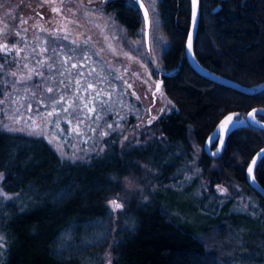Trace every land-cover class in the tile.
Returning <instances> with one entry per match:
<instances>
[{"label": "trees", "instance_id": "16d2710c", "mask_svg": "<svg viewBox=\"0 0 264 264\" xmlns=\"http://www.w3.org/2000/svg\"><path fill=\"white\" fill-rule=\"evenodd\" d=\"M200 7L193 48L196 59L208 70L242 85L264 82V0H201ZM157 8L160 29L168 42L161 58L163 86L178 110L161 116L138 142L133 139L119 143L120 134L113 129L109 137L101 135L108 134L106 124L112 125L117 119L118 110L114 106L110 109L106 97L109 93L114 96L115 88H121V97L128 96L131 123L134 114L144 110L136 94L129 92L130 80L125 76L122 58H117L103 39L94 42L98 58L104 56L107 60V69L103 75L86 76L99 78L101 83L98 87L90 83L92 87L86 89L92 98L88 100L90 105H81L79 112L73 113L87 123L79 133L72 130L78 123H72L70 128V122L66 125L70 136H84L78 144L85 147V136L92 132L88 125L96 124V134L107 145L102 155L94 156L89 163L69 162L44 137L0 127L4 194L0 197V264H78L87 257L62 254L59 236L74 225L80 227L100 218L109 221L108 234L104 244L96 248L104 255L98 253L92 264L264 261V198L247 181V168L264 147V129L247 126L235 131L218 158L212 159L204 152L195 157L191 146L192 141L202 146L226 114L236 111L248 118L255 107L264 108V91L255 95L241 93L196 73L186 52L191 0H160ZM105 10L130 36L138 35L144 20L131 0H107ZM22 32L18 37L10 34L9 40H25ZM51 40L54 46V38ZM4 55L0 53V57ZM1 63L4 59H0ZM113 65L121 79L113 80ZM79 84L75 91H82ZM101 89L105 91L104 100L93 105L91 115L87 109ZM34 94L28 96L33 99ZM103 114L108 116L102 117L98 125L97 117ZM258 118L264 121L259 114ZM254 170L256 181L264 187L261 160ZM129 175L140 189L133 196L127 194L126 210L114 219L107 201L123 193L122 184ZM226 184L233 194L222 200L216 186ZM242 191L256 198L258 207L254 212L234 211ZM236 233L241 237L237 247ZM94 252L91 249L88 258Z\"/></svg>", "mask_w": 264, "mask_h": 264}, {"label": "rangeland", "instance_id": "374dc122", "mask_svg": "<svg viewBox=\"0 0 264 264\" xmlns=\"http://www.w3.org/2000/svg\"><path fill=\"white\" fill-rule=\"evenodd\" d=\"M144 1L150 11L151 20V46L149 50L147 42H145V35H141L142 29L145 28L144 18L138 35L130 36L124 27L117 22L114 15L105 10L106 2H103V0H91V2L90 0H0V38L2 39L0 45L7 44L11 48L13 42L9 40L10 34L16 32L21 33L23 31L22 34L25 37V40L21 38L16 43L17 48H23L20 56L16 57L14 51L9 53L10 57L21 62L19 69H9L8 67L4 69L5 72L17 70V77H6V79L26 78L29 75L32 77L30 81H27L26 87L23 86L24 82L22 80L21 84H18L15 89L11 85H4L0 89V91H3V94L0 95V100L3 101V104L0 105V127L13 132H26L32 136L44 137L56 148L58 155L69 162L89 163L94 156L102 155L107 145L102 143L103 137L100 139L96 134V124L88 125L92 132L85 136L86 141L83 142L85 147L78 144L83 135L71 133L70 136L68 131L72 127V123H78V128H81L83 123H87L80 116L78 118L73 113L79 112L81 105H90L88 100L92 98L91 95H88L90 92L87 91V85L92 83L98 87L101 83L99 78H86V76H91L92 73L100 76L107 69L106 58L104 56H100L101 59L98 58L94 39H103L109 50L117 58H122V66L126 71L125 76L127 80H130V84H128V87L131 85L129 92L132 95L136 94L144 109L142 113L134 114V121L131 123L128 114L130 112L127 101L128 96L125 94L124 97H121L119 92L121 88H115L114 96L109 93L106 97L110 103V109H113L112 106L117 108V119L116 122H113L112 128L108 130L109 133L106 137L113 133V129L120 134L119 143L125 144L126 141L133 139L138 142L142 134L149 130V126L154 125V114L165 115L176 112L178 109L175 104L166 94H163L161 103L155 107L153 113H150L149 107L153 102V98L146 87L147 81L154 84L164 71L161 58L168 42L160 29L159 9L157 8L160 0H154L153 3H149V0ZM54 8L59 11L54 12ZM99 8L103 10L101 12L94 11ZM153 8L155 9L154 15ZM21 20L27 21V23H21ZM63 36H67L68 39H62ZM52 37L56 42L54 46L51 43ZM155 37L162 38L166 42V47L165 45H157ZM71 41L76 42L75 45H71L73 52H69ZM85 41H87V44L84 43ZM142 43L145 45L143 49L140 47ZM50 48L52 50L49 54ZM80 48L84 49V53L79 50ZM44 49H47V51H44ZM85 54L87 59L82 58ZM99 62L102 63L103 67L98 64ZM25 64L27 65L26 68L24 67ZM73 64L76 65L75 68L72 67ZM48 65L52 66L50 71ZM58 68L59 71H57ZM112 69V72L116 75L118 72L117 66L113 65ZM38 72L43 75L38 76ZM61 72L63 75H60ZM48 76H51L52 79L43 89L38 90L33 87V85L40 83L44 77ZM60 81H63V84ZM77 81L79 83L82 81V83L79 84ZM78 84L81 85L82 91H75ZM47 87H53V92L48 93L46 91ZM91 91L95 92L94 89ZM104 92L101 89L100 93H96L99 98L96 97L91 102L90 109L92 111L94 106L101 104L104 100ZM29 93H35L33 99L28 96ZM52 95H56L58 102L49 105L45 97ZM61 96L64 98L63 101H60ZM73 106L74 109H71ZM65 107L68 108L67 112L63 111ZM102 111L106 112V110ZM49 112L53 114L49 115ZM93 115H96V113ZM106 116L108 115L97 117V120L99 119L97 124L99 125L101 118ZM149 120H151L150 124L148 123ZM68 122L71 123L69 128L66 126ZM191 146L195 157L204 152L203 145L199 146L192 141ZM186 170L190 172V166H187ZM132 178V175L126 176L122 184L123 193H116L107 201L114 219L126 210L127 194L133 196L140 189ZM1 184L0 175V192H2ZM221 189L225 191H221ZM216 193L222 197V200L233 194L227 184L217 185ZM242 193L240 197H237V205L234 211L237 213L254 212L258 207L256 198L244 191ZM188 198L191 199V197ZM112 200H116L121 207L110 204ZM94 210L98 211V208L95 207ZM108 226L109 221H107V218L105 220L100 218L91 220L80 227L77 226L78 229L74 225L69 231H62L59 236L60 252L72 258L75 256L87 257L78 264L94 263L97 260L96 255L98 253L104 255L96 248L104 244L108 234ZM236 235H234V244L237 247L241 237H238L239 233H236ZM91 249L95 251V255L88 258ZM66 263L76 264L77 262L67 261ZM260 264H264V261Z\"/></svg>", "mask_w": 264, "mask_h": 264}, {"label": "snow or ice", "instance_id": "6c2138e0", "mask_svg": "<svg viewBox=\"0 0 264 264\" xmlns=\"http://www.w3.org/2000/svg\"><path fill=\"white\" fill-rule=\"evenodd\" d=\"M90 2H91V0H90ZM103 2H107V0H103ZM132 2L137 5L138 9H139V7H143V5L141 4V0H132ZM153 2H154V0H149V3H153ZM191 3L193 5V20H195V17L197 15V5L199 4V0H191ZM102 10H103L102 8H99V9H95L94 11L101 12ZM53 11L55 12V11H59V10L54 8ZM152 12H153V15H154L155 14V9L154 8H153ZM143 15H144V18H145V28L142 29V31H141V35L142 36L146 35L147 29H148V27L150 26V23H151L149 21V19H148L149 10L147 8H144ZM21 23H27V21L21 20ZM25 31H27V29H25ZM19 35H20L19 32H16V36L18 37ZM62 39L67 40L68 37L67 36H63ZM155 40H156L157 45H165V47H166V42L162 38L155 37ZM16 43H17L16 41H13L11 48H9V46L7 44L0 45V53H5V55L3 57H0V59H4V63L0 64V89H2L4 87V85H11L13 87V89H15L18 84H21L22 80L24 82L23 86L26 87L27 86V81H30L32 79L31 75L27 76L26 78L21 77L20 79H6V77L16 78L17 77V70L20 67V63L21 62L19 60L15 59V58H13V57H10L8 55V53H11V52L14 51L16 57L20 56V52L23 51V48H17L16 47ZM84 43L87 44V41H85ZM75 44H76L75 41H71L70 42L69 52H73L74 51L73 48L71 47V45H75ZM77 47H79V46H77ZM140 47H141V49H143L145 47V45L142 43L140 45ZM192 47H193L192 38L189 37L187 45H186V48L190 52ZM79 50L82 53H84V49L83 48H80ZM44 51H47V49H44ZM82 58L87 59L86 54ZM53 63H55V61H53ZM6 67H8L9 69H17V70H10L8 72H5L4 69ZM24 67L26 68L27 65L25 64ZM51 67H52L51 65H48L49 71L51 70ZM72 67L75 68L76 65L73 64ZM57 71H59V68L57 69ZM37 75L38 76H42L43 74L38 72ZM60 75H63V73L61 72ZM112 78H113V80L121 79V77L116 76L114 72L112 73ZM51 79H52L51 76L44 77V79L40 83L33 85V87H35L38 90L39 89H43L45 87V85ZM60 83L63 84V81H60ZM77 83H79V82L77 81ZM160 83H162V82H158L157 83V91H159V89H160ZM91 87H92L91 84L87 85V88H91ZM129 87H131V85H129ZM46 91L48 93H52L53 92V87H47ZM2 94H3V91H0V95H2ZM45 98L48 100L49 105H52V104L58 102L56 95L46 96ZM63 99H64L63 96H61L60 97V101H63ZM2 104H3V101L0 100V105H2ZM85 108H87V105H85ZM87 110H88V112L92 111V109H90V108H88ZM63 111L67 112L68 108L65 107L63 109ZM48 114L52 115L53 113L49 112ZM258 114L262 118H264V108L253 109L251 112H249L248 113V117L250 119L249 118H245V117H241L239 115H231V114L227 115L226 118L219 124V126L216 129V131H214L212 133V135L208 138V143H206V147H208V145L211 144V143H217L220 147L223 146V141L220 139L221 130H224L225 132L230 134L234 129H238V128H241V127L259 126L258 122L255 120V117ZM77 115H78V113H77ZM148 123L150 124L151 120H149ZM106 127L111 129L112 125L111 124H106ZM72 130L77 132V133H79V128L78 127L74 128ZM101 135H107V132H101ZM260 160H261V164L264 165V152H262L260 154ZM248 171L251 172V169H248ZM221 191H225V190L221 189ZM3 195H4L3 192H0V197H2ZM110 204L114 205L115 207H121V205L118 204L116 200L110 201Z\"/></svg>", "mask_w": 264, "mask_h": 264}, {"label": "water", "instance_id": "95a60500", "mask_svg": "<svg viewBox=\"0 0 264 264\" xmlns=\"http://www.w3.org/2000/svg\"><path fill=\"white\" fill-rule=\"evenodd\" d=\"M141 4L143 5V7H139V10H141L142 15H143L144 8H147V5H146L144 0H141ZM200 5H201V0H199V4L197 5V15L195 17V20H193V8H192V15H191L192 21H191V26H190L191 30H190L188 39H189V37L192 38L193 47H192L190 52L186 48L187 59H188L189 63L191 64V66L193 67V69L195 70V72L198 73V74L200 73L203 77H205L209 81L211 80L212 82L218 83L219 85H223V86H226V87L231 88V89H235V90H237V91H239L241 93L255 95V94H257V93H259L261 91H264V82L256 84L255 86H247V85H244V84L242 85L240 83H237L234 80H230L229 78H227V77H225L223 75H220V74L215 73V72H213L211 70H208L201 62H199L196 59L195 53L193 51V48H194V44H195V41H196L195 38L197 36L198 26H199V21H200V18H199L200 17V13H201ZM192 7H193V5H192ZM143 18H144V15H143ZM148 19L151 22V20H150V11H149ZM144 20H145V18H144ZM150 28H151V23H150V26L148 27L146 35H145V42H147L148 50L150 49V46H151V42H150L151 31H150ZM188 39H187V41H188ZM261 108H263V107H255V109H261ZM230 114L231 115H239V116H241L239 114V112L234 111V112H230V113L226 114L225 117L223 118V120L226 118L227 115H230ZM241 117H243V116H241ZM255 120L258 122L259 127L264 129V121L259 119L258 115H256ZM219 124L214 127L212 132L206 138L207 140L203 144L204 153H206L212 159L213 158H218L224 152V150H225L224 148H225V146H226V144H227V142L229 140V137L232 134H234L235 131H238L240 129L245 128V127H241V128H238V129H234L230 134L225 132L224 130H221L220 139L223 141V146L220 147L217 143H211V144L208 145V147H206V143H208V138L212 135V133L214 131H216V129L219 126ZM262 152H264V147L260 151L257 152V154L254 156L253 160L250 162V164H249V166L247 168V181H249L250 185L254 188V190L264 198V187L260 184V182L256 181L255 175H254V171H255L254 168L257 165L258 161L260 160V154ZM248 169H251V172H249ZM97 264H109V263L97 262Z\"/></svg>", "mask_w": 264, "mask_h": 264}, {"label": "flooded vegetation", "instance_id": "af4514ba", "mask_svg": "<svg viewBox=\"0 0 264 264\" xmlns=\"http://www.w3.org/2000/svg\"><path fill=\"white\" fill-rule=\"evenodd\" d=\"M158 82H162V83H160L159 91H157V83ZM146 87L151 92V97L153 98V102L151 103V105L149 107L150 113H153L154 109H156L155 107H157L161 103L162 98H163L162 97L163 94H165L162 75L160 74L159 78L157 79V81L154 84H151L150 82L147 81ZM161 116H163V115H158V114L155 115L154 114L153 115V117H154L153 121H157Z\"/></svg>", "mask_w": 264, "mask_h": 264}]
</instances>
